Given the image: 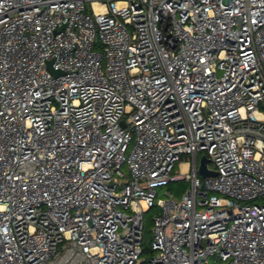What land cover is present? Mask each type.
Listing matches in <instances>:
<instances>
[{
    "label": "built area",
    "instance_id": "built-area-1",
    "mask_svg": "<svg viewBox=\"0 0 264 264\" xmlns=\"http://www.w3.org/2000/svg\"><path fill=\"white\" fill-rule=\"evenodd\" d=\"M259 198L264 0H0V264H135L154 207L150 264H264Z\"/></svg>",
    "mask_w": 264,
    "mask_h": 264
},
{
    "label": "rangeland",
    "instance_id": "rangeland-1",
    "mask_svg": "<svg viewBox=\"0 0 264 264\" xmlns=\"http://www.w3.org/2000/svg\"><path fill=\"white\" fill-rule=\"evenodd\" d=\"M209 167L213 168V165L209 163ZM176 170V168H174ZM122 171L126 174L125 166L122 167ZM118 181L119 178L116 177ZM120 187V186H119ZM189 183L185 180H179L176 182L169 183L163 187L156 189L158 199H179L182 194L188 189ZM119 191V189H118ZM264 200L259 198L254 200L252 203L261 204ZM160 210L157 207L152 208L143 214V231H142V249L144 253L141 254L138 261L135 264H150L149 260L154 254L151 252V240L154 228V217L159 214ZM209 264H222L217 255L208 258Z\"/></svg>",
    "mask_w": 264,
    "mask_h": 264
},
{
    "label": "water",
    "instance_id": "water-1",
    "mask_svg": "<svg viewBox=\"0 0 264 264\" xmlns=\"http://www.w3.org/2000/svg\"><path fill=\"white\" fill-rule=\"evenodd\" d=\"M53 74L54 75H58L59 72L57 71H53ZM206 163H207V160L205 158H201L200 159V162H199V167H198V175L200 177H208V176H214L215 173L214 172H211L209 171L207 168H206Z\"/></svg>",
    "mask_w": 264,
    "mask_h": 264
},
{
    "label": "trees",
    "instance_id": "trees-1",
    "mask_svg": "<svg viewBox=\"0 0 264 264\" xmlns=\"http://www.w3.org/2000/svg\"><path fill=\"white\" fill-rule=\"evenodd\" d=\"M151 248V247H150ZM144 253V250L142 249V254Z\"/></svg>",
    "mask_w": 264,
    "mask_h": 264
}]
</instances>
